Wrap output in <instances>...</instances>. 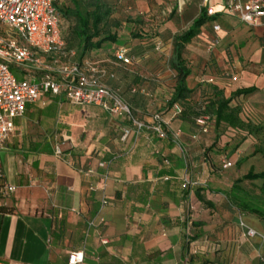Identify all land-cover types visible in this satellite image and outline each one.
<instances>
[{
  "label": "crops",
  "instance_id": "crops-1",
  "mask_svg": "<svg viewBox=\"0 0 264 264\" xmlns=\"http://www.w3.org/2000/svg\"><path fill=\"white\" fill-rule=\"evenodd\" d=\"M155 2L119 0L126 18V33L120 36L124 42L102 46L85 58L99 57L106 48L112 58L95 60L109 72L116 75L122 69L146 77L147 66L117 65L113 50L122 44L133 48L132 25L140 20L139 15L149 13ZM208 2L216 14L185 47L184 58L189 59L191 70L187 86L195 89L202 73V77H214L212 84L222 89L226 98L238 89L255 87L253 93L233 95L229 104L239 108L244 122L261 128L251 134L226 129L217 135H200L192 123L179 118L170 121V132L181 129L188 175L202 188L199 194L204 202L199 201L193 185H183L186 168L170 139L154 138L149 143L144 136L130 135L121 142L117 119L101 108L77 106L62 96L41 93L14 118L15 129L0 152L3 181L16 186L1 205L12 211L0 212V264H61L75 250L84 252L79 264H264V220L239 212L226 195L237 179H241L240 190L247 192L244 175L264 170V153L255 149L264 139V108L257 114L251 107L264 104V64L260 62L264 61V31L223 13V0ZM188 4L194 10L203 8L202 0L174 2L177 21ZM171 17L162 24L166 34H174ZM212 23L220 25L217 33ZM68 26L69 22H62L63 36ZM216 34L220 43L207 52L206 43ZM201 47L208 57L195 55ZM42 59L48 58L42 55ZM18 68L17 79H39L43 74L32 65ZM232 75L236 78L231 79ZM156 82L153 78L142 81L150 94L136 95L131 104L145 121L154 111H165V99L172 92V88ZM118 83L128 87V80ZM236 141L239 143L234 149H224ZM156 148L161 154L153 152ZM162 155L168 157L164 169L170 175L158 174L163 168ZM225 160L232 165L222 168ZM103 174L107 176L104 195L108 200L101 211L104 222L88 227L102 195L91 187L100 184ZM247 228L257 234L247 236Z\"/></svg>",
  "mask_w": 264,
  "mask_h": 264
},
{
  "label": "built area",
  "instance_id": "built-area-1",
  "mask_svg": "<svg viewBox=\"0 0 264 264\" xmlns=\"http://www.w3.org/2000/svg\"><path fill=\"white\" fill-rule=\"evenodd\" d=\"M64 0H0V25L6 27L0 35V152L6 148V142L14 131V118L21 116L25 105L35 101L41 93L62 96L70 104L77 106L93 105L101 108L111 117L117 119L119 140L125 142L130 135L134 138L144 136L148 142L152 140H171L179 149L186 172L182 176L184 186L197 183L188 175V159L185 146L181 143V129L168 131L170 121L181 112L177 103L171 107L169 117L154 111L149 121L142 120L134 108L121 97L117 90L106 86L103 78L108 69L100 61L84 59L81 63L75 60L76 51L67 48L62 32V15L58 4ZM209 0H202L206 17L216 14L214 5ZM223 13L236 17L240 22L251 28L264 31V0H223ZM212 30L218 32L220 25L211 24ZM220 43L218 34L214 35L206 45V51L212 52ZM160 48L156 43L155 49ZM129 49L124 45L114 47L113 57L117 65H131L133 56L128 55ZM42 55L47 56L45 61ZM35 66L43 71L39 79H17L11 66ZM235 79V75L230 76ZM213 82L212 78L207 79ZM142 92H145L141 88ZM146 93V92H145ZM147 94V93H146ZM167 99H165L166 102ZM195 117L201 134L209 132L213 118L203 112ZM157 152V150H156ZM56 153L60 154L59 148ZM167 162V160H165ZM105 162H100L104 167ZM232 165L225 160L222 168ZM98 186L102 192L96 215L88 221V227L99 226L104 222L101 211L108 204L104 195L106 174H103ZM16 191V186L3 181L0 163V206L5 198ZM256 231L247 228L246 235L254 236ZM264 239V235L262 236ZM103 243L106 240H102ZM84 259L83 250L70 252L67 264H79Z\"/></svg>",
  "mask_w": 264,
  "mask_h": 264
},
{
  "label": "trees",
  "instance_id": "trees-1",
  "mask_svg": "<svg viewBox=\"0 0 264 264\" xmlns=\"http://www.w3.org/2000/svg\"><path fill=\"white\" fill-rule=\"evenodd\" d=\"M58 10L62 15V20L69 22L66 35H64V40L67 48H73L76 51L75 60L82 62L86 59V55L90 51H95L100 49L102 46L107 44H118L119 42H124L120 40V36L110 31V26L119 25V22L112 20V5L106 0H64L58 4ZM172 16V11L168 15V19ZM212 18L206 17L205 9L200 8L199 14L192 19L190 24L182 31L174 33L172 37V42L169 43L162 39L157 29H153V35L150 38L146 36L141 31L139 33L144 36L141 37L138 32L132 33L133 30H130V34L134 38H139L138 48L133 47L131 50L126 46L129 51L128 55L133 56L131 65L139 64L143 65L147 62L145 59L148 57L142 51H145L144 46L150 43L152 50L156 52L159 57V62L164 63L166 59L165 53L170 51V56L167 58L168 70L171 73V88L172 92L166 98L165 104L167 107L165 111H158L162 116L169 117L171 114V107L173 104L177 103L181 106V112L174 117L179 118L184 122H189L195 125L197 134L208 135L214 131L217 135L220 132L225 131L226 129H234L238 131H246L247 133H256L260 130V126L251 124L250 122H244L240 116V110L237 107L230 106L229 102L233 95L238 94H249L256 91L255 87H247L238 89L230 97H225L222 89L213 85V82H208V78H214L213 76L202 77L204 74H200L198 85L195 89L189 88L186 83L187 77L190 75L191 70L190 66L186 59L184 58V52L186 45L195 38L199 32L200 28ZM127 41V40H126ZM141 42V43H140ZM156 43H160V48L155 49ZM207 45V43H206ZM140 46V47H139ZM170 50L168 51V48ZM139 51V52H136ZM140 53V54H139ZM169 55V54H168ZM158 63V62H157ZM206 75V74H205ZM209 75V74H207ZM116 75L113 72H108V75L103 78V83L111 87L112 89L117 90L114 87L113 80L116 78ZM143 83L140 81L135 85H132L128 88V92H120L123 99H125L130 105L133 103V98L140 94L145 96L146 93L150 94V90L146 87H143ZM141 88L146 92H142ZM139 116V110L131 105ZM204 107L203 112L209 114L213 118V123L210 125L209 132L206 134H201L197 124L195 123V117L201 112V108ZM169 111V115L165 113ZM170 131V130H168ZM164 141V140H162ZM239 143V142H238ZM237 141L231 146H226L224 149H234L238 145ZM211 147V146H210ZM157 150V152H156ZM153 152L160 153L159 149H153ZM161 154V153H160ZM167 160V162H165ZM161 164L163 165L162 169L158 171V174L164 175L170 171L164 169V166L169 163L168 157L162 155L160 157ZM223 164V162H222ZM260 178L261 183V196L252 195L249 192L241 191L239 183L241 179H237L229 191L227 196L232 204L239 210V212H249L256 214L264 220V170L259 173L248 172L244 175V179ZM197 184V183H196ZM194 184L193 189L198 197L199 201L204 202L203 197L199 194V190L202 188ZM12 211L11 209H6L3 206H0V212ZM65 258V261L60 262L61 264H67L68 256ZM57 262H49L48 264H58Z\"/></svg>",
  "mask_w": 264,
  "mask_h": 264
},
{
  "label": "rangeland",
  "instance_id": "rangeland-1",
  "mask_svg": "<svg viewBox=\"0 0 264 264\" xmlns=\"http://www.w3.org/2000/svg\"><path fill=\"white\" fill-rule=\"evenodd\" d=\"M79 1H83V0H79ZM106 1L109 2L113 7L112 20L119 22V25L110 26V28H109L110 31L115 32L117 34V36L118 35L124 36L126 31L123 28L124 27L123 21L126 20V18L124 17L125 15L122 12V7H121V4L119 3V0H106ZM177 1H183V0H157V2L152 4L153 9L150 10L149 13L145 14L144 17H143V15H139L140 20L135 21L134 25H132V30H133L132 33L138 32V34L141 37H144L139 33V31H141L145 34H148L146 37L150 38V36L153 35L152 33L154 32L153 31L154 27L157 26L156 29H157L159 36L162 39H164L165 41H167L169 43V46H170V43L172 42L173 33L166 34L162 30V28H163L162 24L164 23V21L166 19H168V15H169L170 11H172L171 21L174 23V33H177V32L184 30L188 26V25H186L187 21L192 19L195 15L197 16L199 11H200L198 9L194 10V7L191 4H188L186 11L182 15V19L177 21L176 17L174 16L175 11L172 7L173 3L177 2ZM155 22H157L156 25H153V26L149 25L151 23L155 24ZM145 25H147V26H145ZM5 29H6V27L0 25V35L4 32ZM130 38L132 39V41H134L135 44L133 47H136V50H137L138 42L140 41L139 38H134L132 36H130ZM149 44L150 43H148L146 45H140V46L145 47V51L143 50L142 52L148 56L145 59L147 62H145L143 64V65L147 66V68H146V70L148 72L147 76L146 77H140V75L133 76L134 73H130L126 70L118 69L116 71V76H115L116 78L113 80L114 87L118 91L127 93L128 88L131 87L132 85H135L140 81L141 82L142 81L151 82V78L156 80L157 81L156 83L158 85H163L165 88H171V85H172L171 73L168 70L169 68H168V66H167L168 64L166 62L167 58H169V56H170L169 50L171 47L168 48L169 52L165 53V57L163 56V58L166 60L164 63H162V62H159L158 55L156 54V52H154L152 50V46ZM136 52H139V51H136ZM88 54H90V52H88ZM195 55L199 59H202L204 57L205 58L208 57V53H206L202 47L199 51H197L195 53ZM95 58L96 59H105V58L111 59L112 54H111L110 50L103 48V50H101V52H100L99 57H95ZM95 58H93V56H92L89 59L95 60ZM188 60L189 59L186 58V61H188ZM260 62L264 64L263 60H260ZM11 71L16 77H18L19 68L17 66L12 65ZM262 73L264 75V71ZM123 79L128 80V87H125V86L120 85L118 83L119 80H123ZM251 107H252L253 111H255L258 114L259 111L261 112L262 109L264 108V104L263 105L262 104H252ZM212 133H214V131ZM255 149L260 153H264V139L259 140L258 143L255 144ZM263 158H264V156H263ZM233 164H234V162H233ZM250 173L252 174V172H250ZM261 183H262V181L260 178H252V179H248V181H246L244 183V187H245L246 191L249 192L250 194L256 195V196H261L262 195Z\"/></svg>",
  "mask_w": 264,
  "mask_h": 264
}]
</instances>
